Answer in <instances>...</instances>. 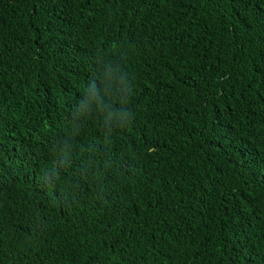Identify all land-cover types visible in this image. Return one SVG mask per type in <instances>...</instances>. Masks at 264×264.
Masks as SVG:
<instances>
[{
  "label": "trees",
  "instance_id": "1",
  "mask_svg": "<svg viewBox=\"0 0 264 264\" xmlns=\"http://www.w3.org/2000/svg\"><path fill=\"white\" fill-rule=\"evenodd\" d=\"M0 264H264V0H0Z\"/></svg>",
  "mask_w": 264,
  "mask_h": 264
}]
</instances>
